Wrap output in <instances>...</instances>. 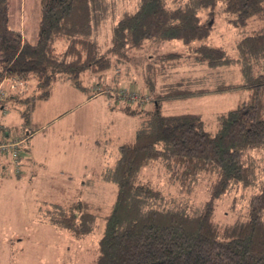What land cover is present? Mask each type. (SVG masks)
Wrapping results in <instances>:
<instances>
[{
  "label": "trees",
  "instance_id": "16d2710c",
  "mask_svg": "<svg viewBox=\"0 0 264 264\" xmlns=\"http://www.w3.org/2000/svg\"><path fill=\"white\" fill-rule=\"evenodd\" d=\"M219 6L237 26L251 19L262 22L237 41L234 56L208 40L212 19L202 15ZM107 7L106 0H40L38 35L31 42L11 25L10 0H0V79L18 76L24 83L37 78L35 92L19 98L25 103L21 128L31 123L36 102L51 96L55 79L89 89L80 78L85 70L129 62V71L134 66L142 75L139 87L125 90L151 99L127 101L124 107L141 122L133 139L119 146L116 161L101 172L104 181L116 184L107 211L78 198L47 203L42 219L77 238L93 233L103 221L95 264H264V0H136L135 7L122 8L115 17L109 44L103 47L98 38ZM168 40L182 41L185 49L134 60V53H150L153 45ZM169 59L170 65L163 64ZM184 60L205 64L204 72L173 78ZM231 64L238 67L240 81L229 80L236 75L230 76L232 71L224 72ZM239 88L248 89V97L217 113L213 131L198 112L167 113L162 108L175 99ZM7 131L0 125L3 136ZM157 161L169 180L184 188L208 178L209 198L191 210L187 202L167 203L142 171ZM249 186L258 191L249 197L245 217L218 222L215 201Z\"/></svg>",
  "mask_w": 264,
  "mask_h": 264
},
{
  "label": "rangeland",
  "instance_id": "374dc122",
  "mask_svg": "<svg viewBox=\"0 0 264 264\" xmlns=\"http://www.w3.org/2000/svg\"><path fill=\"white\" fill-rule=\"evenodd\" d=\"M106 2L107 17L98 38L103 47L109 44L115 17L122 8L132 9L136 4V0ZM10 16L11 25L19 28L29 41L35 42L40 0H10ZM202 16L212 19L213 28L208 40L224 46L233 56L237 53V41L262 23L251 19L248 24L237 26L229 21L232 16L225 13L222 6L215 11L207 9ZM184 49L182 41L168 40L153 45L150 53L136 52L133 57L134 60L139 57L140 61V56H143V61L147 55L150 59L155 54ZM171 61L165 60L163 64L170 65ZM191 61L184 60L183 64L175 68L177 70L172 77L204 72L201 67L205 64L195 65ZM129 64H113L98 72L83 71L80 78L88 86L87 90L75 87L70 79H55L51 84V96L37 102L31 110L35 119H38L37 124L31 121L23 128L21 108L25 103L19 98L31 96L35 92L36 76H31L14 90L20 96L13 97L8 111L0 114V124L11 135L29 133L30 142L21 172L16 173L12 165H8L0 173V264H95L103 221H99L100 226L93 233L77 238L70 231L42 219L41 214L49 209L46 204L50 202L68 203L84 198L97 206L104 205V212L113 203L116 184L104 181L98 172L116 161L119 146L133 139L141 122L139 115L125 111L129 100L117 93L120 89L133 90L140 85L142 70L132 66L129 71ZM233 67L236 66H225L224 72L228 75L232 71L230 76L236 75L229 80L240 81L242 76L238 74V67ZM111 90L115 93L110 94ZM8 91L10 98L11 90ZM248 95L246 88L212 92L164 102L162 108L167 113L198 112L202 115L206 129L213 131L217 127V113L236 107ZM142 171L144 177L150 178L163 192L167 203H171V200L180 202L176 205L187 202L191 210L200 207L210 196L208 178L198 180L188 189L171 182L165 167L158 161ZM256 191L258 188L255 186L240 187L218 198L215 201L216 220L229 223L244 218L248 199Z\"/></svg>",
  "mask_w": 264,
  "mask_h": 264
},
{
  "label": "built area",
  "instance_id": "2783aa9c",
  "mask_svg": "<svg viewBox=\"0 0 264 264\" xmlns=\"http://www.w3.org/2000/svg\"><path fill=\"white\" fill-rule=\"evenodd\" d=\"M22 84L23 80L18 76H6L3 79H0V107H2L3 113L7 111V107L4 104L8 99V89L14 91L18 89ZM117 93L118 96L127 98L131 102L141 101V103H144L145 101L150 99L149 96H143V94L138 93V91H125V89H120L117 91ZM26 141L27 137L25 135L17 136L7 140L0 138V153L6 154L10 157V161L16 173H20L21 171L20 159L22 157L23 147Z\"/></svg>",
  "mask_w": 264,
  "mask_h": 264
},
{
  "label": "crops",
  "instance_id": "0c3cea01",
  "mask_svg": "<svg viewBox=\"0 0 264 264\" xmlns=\"http://www.w3.org/2000/svg\"><path fill=\"white\" fill-rule=\"evenodd\" d=\"M16 28V27H15ZM17 29H19V28H17ZM11 92H14V91H11ZM13 97H10V98H8V100H7V102L4 104L6 107H7V111H8V109L10 108V101H11V99H12ZM39 102V101H38ZM37 103V102H36ZM35 106V105H34ZM34 108V107H33ZM6 111V112H7ZM6 112H4V113H6ZM1 113H3V109H2V107H0V114ZM35 117L32 115V113H31V119H30V122L32 121V123L33 124H37V120L38 119H35ZM34 120V121H33ZM23 123V122H22ZM22 123H21V126H22ZM33 124H32V126H33ZM1 125V124H0ZM4 128H6L5 126H3ZM32 128V127H31ZM7 129V128H6ZM15 134H17V135H15ZM15 134H13V135H11V133H10V131L8 130L7 131V134L5 135V136H3L4 134H2V133H0V138H2V139H10V138H14V137H17V136H22V135H24L22 132H18V133H15ZM26 135V134H25ZM29 135V134H28ZM28 135H26V137H27V141H26V143H25V145H24V147H23V152H22V157H21V159H20V170H21V168H22V165L24 164V160H25V157L27 156L26 154V151H27V145H29V143L28 142H30V137L28 136ZM31 161L33 160V157H32V159H30ZM8 165H12V163H11V161H10V159L8 158V156H6L5 154H2V153H0V173L1 172H3L6 168H7V166ZM108 166H110V165H108ZM12 167H13V165H12ZM107 167V166H106ZM106 167H103V169H100L99 170V174H101V172L104 170V168H106ZM13 169H14V167H13ZM15 171V170H14ZM21 172V171H20ZM90 181V179L89 178H87V181Z\"/></svg>",
  "mask_w": 264,
  "mask_h": 264
},
{
  "label": "bare ground",
  "instance_id": "6f19581e",
  "mask_svg": "<svg viewBox=\"0 0 264 264\" xmlns=\"http://www.w3.org/2000/svg\"><path fill=\"white\" fill-rule=\"evenodd\" d=\"M151 100V99H150Z\"/></svg>",
  "mask_w": 264,
  "mask_h": 264
}]
</instances>
